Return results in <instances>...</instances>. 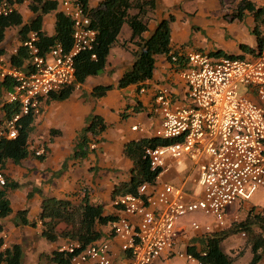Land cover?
I'll use <instances>...</instances> for the list:
<instances>
[{"label":"built area","instance_id":"2783aa9c","mask_svg":"<svg viewBox=\"0 0 264 264\" xmlns=\"http://www.w3.org/2000/svg\"><path fill=\"white\" fill-rule=\"evenodd\" d=\"M15 6L3 1L0 16L15 11ZM61 6L73 24L69 50L55 43L40 54L37 35L30 33L22 43L29 54V72L0 57V79L8 77L16 83L6 94L7 103L19 109L0 126V140L16 139L21 119L40 116L42 101L49 94L68 86L79 89L74 58L91 50L96 32L78 3L63 0ZM179 54L184 66L176 74L185 84L186 105L172 102L167 88L156 92L151 105V114L161 119L153 135L165 144L146 148L143 158L152 171L159 172L158 176L154 183L140 185L136 195L118 196L112 201L122 215L109 223V231L126 256L125 264H203L205 252L191 254L174 249L177 222L198 213L222 229L229 207L250 201L258 190L264 191V55L213 59L197 51ZM242 88L246 89L244 93ZM131 130L138 131L139 127ZM90 147L96 148L94 144ZM43 154V149L34 152L36 157ZM182 158L192 163V183L201 189L194 199H188L182 189L159 181L171 169L169 162ZM4 185L0 171V187ZM191 227L194 231L201 229L197 222ZM203 228L210 232V226ZM57 251L68 256L69 264H112L114 259L108 240L85 247L66 241Z\"/></svg>","mask_w":264,"mask_h":264},{"label":"crops","instance_id":"0c3cea01","mask_svg":"<svg viewBox=\"0 0 264 264\" xmlns=\"http://www.w3.org/2000/svg\"><path fill=\"white\" fill-rule=\"evenodd\" d=\"M53 1L58 2L57 11L62 12L63 0ZM87 1L89 7L94 8L101 0ZM156 2L148 35L154 30L156 22L172 16L174 20L170 25L172 51L183 52L180 48H184L187 51L206 53L213 59L221 57L254 59L264 55V50L260 55L246 51L257 46L256 38L252 34L254 21L250 15H246L241 22H231L224 18V14H230L238 0H156ZM255 3L260 5L261 1ZM29 5L28 1H24L15 6V11L21 15L24 24H29L36 17ZM55 14L56 12H52L42 19L41 31L46 36L50 37L54 34ZM124 29L125 27L122 28L121 33ZM19 30L20 27L6 30L5 39L0 44V57L11 65L10 57L16 54L17 48L21 45ZM124 31L125 35L120 38V44L116 43L111 49L106 68L100 76L88 77L83 84H79V89L64 101L48 102V97L42 101L41 115L33 119V130L27 141L29 156L19 165H14L8 160L1 170L5 178L17 182L20 187L6 192L12 213L0 219V239L3 241L0 250L3 251L14 245L19 246L22 251L21 264H52L49 261L50 254L64 242L58 240L50 243L40 236L41 224L38 216L44 198L68 199L78 205L87 195L90 203L100 206L104 214L116 218L121 216V212L112 206V201L121 196H113L115 188L127 183L131 177L132 162L125 156L124 148L131 142L156 139L153 133L161 121L160 117L151 114V105L156 92L167 88L172 102L186 105V88L177 77V66H172L163 56L156 58L153 77L139 92L136 86H129L124 89H112L99 99L90 98L89 94L96 86H116L121 75L131 66L132 57L121 45L123 41L129 39L130 30L126 26ZM21 70L23 72L31 70L29 59L24 61ZM241 91L244 93L246 89L242 88ZM7 93H2L0 97V126L7 121L3 110V105L7 104ZM90 115L100 117L107 125V129L95 139L97 143H91L96 146L95 149L89 146L94 150L93 153H89L83 160L72 159L71 154L78 135L86 126V120ZM133 126L139 127V130H131ZM52 130H56L58 134L51 135ZM33 132L37 135L36 141ZM39 149L44 150V154L41 155L45 156L43 161L38 160L34 155ZM64 163L66 167L60 175ZM169 163L171 169L160 176L161 183L177 187L185 185L188 180L190 183L193 182L192 163L189 160L182 158L178 162ZM172 182H177V186ZM177 188L181 189V187ZM21 189L25 191L20 192ZM186 195L188 199L198 197ZM237 203L227 210V223L222 229H218L213 220L208 218L209 221L203 223L191 221L189 223L191 231H187L186 225L180 219L176 226L177 240L174 249L191 254H193L190 252L191 249L194 250V254L204 252L201 249V239L231 227L240 212H245L246 215L250 209L258 212L256 207L246 202ZM257 209L264 215V207ZM21 211H25V219L29 223H35V227L29 224L22 225L17 217V213ZM191 215L203 217L198 213ZM192 222L200 224L201 229L194 231L191 227ZM108 225L98 227L103 233L100 241H110L114 257L112 264H125L126 256L119 251L118 242L111 237ZM205 225L210 226V232L204 230ZM189 234L192 235L191 238ZM227 239L221 243V249ZM222 252L235 258L232 251L222 249ZM251 258L250 248L247 246L242 256L234 259L233 264H239L241 260H244L243 264H249ZM258 264H264V257Z\"/></svg>","mask_w":264,"mask_h":264},{"label":"trees","instance_id":"16d2710c","mask_svg":"<svg viewBox=\"0 0 264 264\" xmlns=\"http://www.w3.org/2000/svg\"><path fill=\"white\" fill-rule=\"evenodd\" d=\"M6 1L10 4H21L29 2L30 10L36 15L29 24H24L21 15L13 11L7 16H0V44L5 39V32L9 28L20 27L19 36L21 45L16 54L10 57V61L17 69H22L24 61L29 59V54L22 43L30 33L37 35V47L43 54L53 44L59 43L66 50L72 45L73 24L69 17L61 11H57L58 2L53 0H0V4ZM78 3L82 10L90 18V28L96 32L95 41L91 50L82 51L74 58L75 82L83 84L90 76L102 74L106 68L107 58L116 43L120 44L122 28L127 26L130 30L129 39L122 42L132 57V63L119 78L116 86H96L89 96L99 99L112 89H124L136 86L139 92L145 87V83L152 79L156 65V58L163 56L172 66L181 67L184 64L183 57L178 51H172L170 47V25L174 21L172 16L156 22L154 30L149 33V23L153 20L152 14L156 10V0H101L94 8L89 7L87 0H72ZM258 5L251 0H238V3L230 14H224L229 21H243L246 15H250L254 21L252 34L256 38L255 49H247L250 54L260 55L264 50V0ZM52 12L55 14L54 34L46 36L41 31L42 19ZM243 48V47H242ZM94 56V58H92ZM175 57V62L172 58ZM184 66V65H183ZM182 66V67H183ZM181 67V68H182ZM15 81L5 77L0 79V97L2 93L11 92L15 88ZM75 91V86H68L58 92L49 94V101H64ZM3 110L7 120L18 112L16 104H4ZM31 117H24L19 123L17 137L14 140H0V171L4 169L5 163L10 160L14 165L29 156L27 141L33 130ZM107 129L103 120L95 115H90L86 120V126L78 135L76 145L72 151L71 158L83 160L89 153H93L89 146L100 134ZM56 130L51 135H56ZM165 144L159 139H142L131 142L124 148L125 156L132 162L130 180L115 188L113 196L136 195L137 189L142 184H152L158 176V171H152L147 160L143 158L144 150L148 147H156ZM43 161L45 156L36 157ZM65 163L60 171L65 170ZM5 178V177H4ZM20 187L17 182L5 178V185L0 189V219L11 215L10 204L6 196L8 190H16ZM22 225L28 224L35 227V223H29L25 219V211L17 213ZM117 218L113 215L104 214L100 206L91 204L85 195L78 205L68 199L44 198L40 205L38 220L41 224L40 236L47 242L54 243L58 240L75 241L85 247L103 238V233L98 227L106 226ZM1 231V229H0ZM243 234L246 245L250 248L252 255L249 264H258L264 257V216L260 212L250 209L244 220L233 224L231 227L217 234L201 239V249L206 253L202 259L203 264H233L234 259L242 256L243 250L234 252L232 258L222 252L221 243L234 235ZM3 241L0 239V249ZM190 252L194 254V250ZM22 251L19 246L14 245L3 251L0 250V263L21 264ZM49 261L52 264H69V258L63 253L54 250Z\"/></svg>","mask_w":264,"mask_h":264},{"label":"rangeland","instance_id":"374dc122","mask_svg":"<svg viewBox=\"0 0 264 264\" xmlns=\"http://www.w3.org/2000/svg\"><path fill=\"white\" fill-rule=\"evenodd\" d=\"M126 30V26H124ZM123 27V28H124ZM123 30V32L120 34V38L125 35V31ZM183 49V52H189L187 50H184V48H180ZM182 50H178V52H180ZM176 52V51H175ZM195 52V51H194ZM245 59H248V57H245ZM101 74H99L98 76H100ZM3 126V124H2ZM34 136H35V141L37 139V135L35 134V132H33ZM173 184H176L177 182H172ZM177 186V184H176ZM177 187H181V189L184 191L185 194H188L189 196H200L201 194V189L199 187H197L196 185L190 183V180H188L186 182L185 185H181V186H177ZM24 192V189H21L20 192ZM249 205H252L254 207H256V211L261 212L260 210H258L257 208H261L264 207V191L263 190H258L254 196L252 197V199L248 202H246ZM238 203L236 202L234 205H237ZM233 205V206H234ZM229 207L230 209L233 207ZM247 206V205H246ZM249 208V206H247ZM245 212H240L238 213V219H236V221H233L232 224L240 222L243 220V218L245 217L246 214H244ZM264 216V215H263ZM193 220L199 221V223H203V222H207L209 221L208 218L206 217H199V216H195V215H188V217H185L183 219H181V222L184 223L186 225V230L187 231H191V228L189 226V223ZM191 234H189V238H191ZM64 242H62L61 244H63ZM247 247L246 245V238L244 236H241V234L232 236L231 238L227 239L223 245H222V249L225 251H229V252H238L239 250H245V248ZM232 254V253H231ZM244 260H241L239 262V264H243Z\"/></svg>","mask_w":264,"mask_h":264}]
</instances>
